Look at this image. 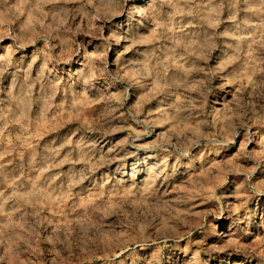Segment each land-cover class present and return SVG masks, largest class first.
I'll list each match as a JSON object with an SVG mask.
<instances>
[{
	"label": "rangeland",
	"instance_id": "1",
	"mask_svg": "<svg viewBox=\"0 0 264 264\" xmlns=\"http://www.w3.org/2000/svg\"><path fill=\"white\" fill-rule=\"evenodd\" d=\"M0 264H264V0H0Z\"/></svg>",
	"mask_w": 264,
	"mask_h": 264
},
{
	"label": "bare ground",
	"instance_id": "2",
	"mask_svg": "<svg viewBox=\"0 0 264 264\" xmlns=\"http://www.w3.org/2000/svg\"><path fill=\"white\" fill-rule=\"evenodd\" d=\"M141 1V0H140ZM140 7V6H139ZM142 8L144 7V5L142 4V6H141Z\"/></svg>",
	"mask_w": 264,
	"mask_h": 264
}]
</instances>
